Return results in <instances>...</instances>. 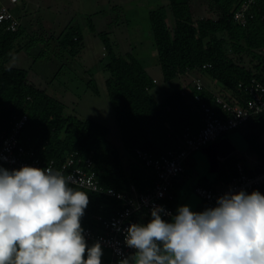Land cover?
Returning a JSON list of instances; mask_svg holds the SVG:
<instances>
[{"label": "trees", "instance_id": "trees-1", "mask_svg": "<svg viewBox=\"0 0 264 264\" xmlns=\"http://www.w3.org/2000/svg\"><path fill=\"white\" fill-rule=\"evenodd\" d=\"M192 1L168 0L167 8L160 6L148 11L163 80H172L187 70L206 72L234 94L235 99L228 100L243 105L248 97L244 87L252 78L264 85V0H256L252 17L245 26L232 20L233 11L242 0H207L216 11L215 17L196 19L191 10ZM167 9L173 19L171 24ZM20 27L16 31H3L0 27V135L7 134L12 120L25 113L28 121L20 132V142L33 147L41 158L62 163L67 153L77 151L83 158L91 156L90 170L95 172L103 187L125 191L134 184L138 191L150 188L153 174L135 157L134 148L140 146L154 155H161L180 142L187 126L197 130L202 125V113L192 99V91L181 94L182 89L176 88L157 99L152 94L155 82L136 55L132 52L118 54L108 38L101 35L103 55L107 57L105 69L109 72L105 86L125 151L124 160L117 147L107 139L108 129L104 125L62 114L63 102L29 82L25 69L5 66L22 48L16 45ZM58 43L68 55H77L83 46L78 25L70 26L58 38ZM205 63L210 67L199 69ZM88 87L97 93L92 77ZM200 94L222 115L215 95L205 88ZM263 130L260 126L248 133L252 147ZM241 158L235 151L222 157L216 164V179L228 181ZM69 186L89 196V204L81 218L83 227L100 230L101 221L121 206L117 199L102 193ZM259 192L264 194V188ZM87 244L90 247L93 243L87 241Z\"/></svg>", "mask_w": 264, "mask_h": 264}, {"label": "clouds", "instance_id": "clouds-1", "mask_svg": "<svg viewBox=\"0 0 264 264\" xmlns=\"http://www.w3.org/2000/svg\"><path fill=\"white\" fill-rule=\"evenodd\" d=\"M88 204L51 167L0 166V264H101L100 243L89 247L81 226ZM124 231L134 251L118 264H264V194L230 192L215 207L183 205L174 216L155 206L147 223Z\"/></svg>", "mask_w": 264, "mask_h": 264}, {"label": "rangeland", "instance_id": "rangeland-1", "mask_svg": "<svg viewBox=\"0 0 264 264\" xmlns=\"http://www.w3.org/2000/svg\"><path fill=\"white\" fill-rule=\"evenodd\" d=\"M23 1V6L15 10L22 25L16 45L22 48L5 66L25 69L30 75L39 71L36 73L42 77L36 86L63 102L62 114L104 125L107 139L125 156L105 86L109 72L105 69L107 57L103 55L101 35L108 38L118 54L132 52L140 58L155 82L152 94L162 98L177 88L179 80H163L147 14L160 6L167 8L168 0ZM191 10L194 19L216 15L207 0H193ZM167 14L171 24L168 9ZM72 25H78L83 35V46L74 57L51 47L53 38H59ZM89 77L94 79L97 93L88 87ZM244 127L231 131L241 132ZM248 162L242 159L243 164ZM102 250L101 258H109L110 252L104 247Z\"/></svg>", "mask_w": 264, "mask_h": 264}, {"label": "built area", "instance_id": "built-area-1", "mask_svg": "<svg viewBox=\"0 0 264 264\" xmlns=\"http://www.w3.org/2000/svg\"><path fill=\"white\" fill-rule=\"evenodd\" d=\"M6 1V2H5ZM0 0V27L3 31H16L20 22L10 9L11 5L20 4V0ZM256 0H242L232 13V20L240 26H245L252 17V7ZM104 54V53H103ZM210 64L205 63L199 69L205 70ZM191 70H187L189 72ZM241 86V84H239ZM191 88L193 90H191ZM204 85L200 78L194 77L190 81V89H182L181 94L192 91V99L198 103L202 113V125L194 130L186 127L180 138V142L167 149L161 155L137 146L134 148L135 157L148 168L153 174L154 181L150 188L138 191L134 184L129 189L122 191L113 187H103L94 171L91 156L81 157L77 151L66 154L62 163L54 159H43L37 155L33 147H27L20 142V132L28 121L27 114L15 117L10 125L9 132L0 135V166L8 170H18L23 166H31L44 169L51 167L60 171L68 180L69 184L80 186L88 190L102 193L117 199L121 206L101 221V229L96 230L85 226L83 235L87 241L99 242L102 247L110 252L109 261L104 264H118V262L133 253V249L124 242L125 229L132 223H136L137 211L151 215L155 206H161L165 212L173 216L172 202L175 199L174 184L177 179H188L184 161L187 156L204 145L225 138L224 134L236 129L252 117L264 112V85L255 78L245 85L244 89L248 96L243 105L234 103L220 95H215L216 103L221 107L222 115L205 102L200 94ZM225 141V140H224ZM235 174L228 180H221L218 185H196L194 193L200 197L204 211L207 208L217 206V199L226 193H236L241 190L248 194L264 188V165L259 171L250 173L245 167L237 162ZM162 218L170 221L171 216L161 213Z\"/></svg>", "mask_w": 264, "mask_h": 264}, {"label": "crops", "instance_id": "crops-1", "mask_svg": "<svg viewBox=\"0 0 264 264\" xmlns=\"http://www.w3.org/2000/svg\"><path fill=\"white\" fill-rule=\"evenodd\" d=\"M23 4H24V1L20 0V4L15 5V6L14 5L10 6V9L14 13V15L18 18L19 22H20V18L17 15L15 10L23 6ZM20 26L19 27L22 28L21 22H20ZM57 38L56 39L53 38V42L51 45L52 49L57 48V49H61L65 51L59 46ZM41 46L43 48L45 47V45H41ZM143 54H144V51H141L140 55H143ZM137 58L140 60L139 57ZM145 69L147 71V67H145ZM36 72H39V71H36ZM36 72H32L31 75L30 73H27L28 81L31 83H34L35 85L37 82H39V78L42 77L39 73H36ZM194 77L200 78V80L202 81L204 85L205 90L209 91L213 95H220L224 98H228L231 100L235 99L234 94L231 91L227 90L224 87V85L214 80L206 72H199L197 70H191L189 72H185L184 74H180L177 77H175L174 79L179 80V84L177 88L189 90L190 81ZM88 79H90V77ZM243 126H245L244 127L245 129H242L241 132L239 131L235 132V131L230 130L224 134L225 135L224 137L226 138V142L230 144L231 152L232 151L238 152L242 156L239 162L245 167L246 171L253 173V172L259 171L264 165V140H263L264 130L260 132L257 142L254 144L253 147L249 143L248 133L251 132L252 130H257L258 127L260 126L264 127V113H262L259 116L251 118L245 124H243L242 127ZM222 157H223L222 155L218 154L217 162ZM124 158L125 157H123V159ZM244 158L248 159L249 162L247 164L242 163V159ZM184 164H185L186 172L189 175V178L185 180L180 178L175 181L174 189H173L175 193V199L172 202L173 216L177 213L178 207L185 205L188 200L194 197L199 198V199H196L197 201H196V205L194 208V212H199L203 208V203L200 197L194 193V187L196 185H202V183H206L211 186L218 185L220 181L222 180L219 178L216 179L215 171L209 170V163H208L207 156L201 151V149L192 151L185 159ZM135 219H136V223H147L151 219V215H147L142 211H137L135 215ZM109 259L110 257L101 258V263H105L109 261Z\"/></svg>", "mask_w": 264, "mask_h": 264}, {"label": "water", "instance_id": "water-1", "mask_svg": "<svg viewBox=\"0 0 264 264\" xmlns=\"http://www.w3.org/2000/svg\"><path fill=\"white\" fill-rule=\"evenodd\" d=\"M200 149L207 156L210 171H215L216 169L218 154L224 157L231 152L230 144L226 142V138H221L219 140L212 141L204 145ZM196 199H199V198L194 197L188 200L187 203L185 204L189 206L190 210L193 212H194V208H195L196 201H197Z\"/></svg>", "mask_w": 264, "mask_h": 264}]
</instances>
